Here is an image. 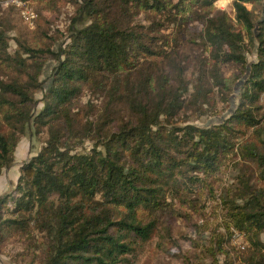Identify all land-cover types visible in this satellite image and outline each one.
<instances>
[{
	"label": "trees",
	"instance_id": "1",
	"mask_svg": "<svg viewBox=\"0 0 264 264\" xmlns=\"http://www.w3.org/2000/svg\"><path fill=\"white\" fill-rule=\"evenodd\" d=\"M23 1L37 2L38 22L15 48L19 9L0 10V176L29 129L47 138L0 197V252L14 264H134L170 233L167 218L213 201L221 221L207 250L223 249L222 225L247 237L246 264H264V1L233 0L234 16L215 0ZM62 4L76 6L66 34L51 17ZM235 92L224 121L191 122ZM231 162L239 173L218 196Z\"/></svg>",
	"mask_w": 264,
	"mask_h": 264
},
{
	"label": "rangeland",
	"instance_id": "2",
	"mask_svg": "<svg viewBox=\"0 0 264 264\" xmlns=\"http://www.w3.org/2000/svg\"><path fill=\"white\" fill-rule=\"evenodd\" d=\"M232 2L233 0H215L214 8L223 10L234 16ZM27 4L30 9L34 10L36 13L38 12L37 2L28 1ZM247 6L250 9L253 8V5L250 3H248ZM75 7L76 6L73 4H62L59 12L51 13V17L57 22L56 25L60 27L64 33L67 32L71 18L76 14ZM263 9L264 6L262 3L254 7V12L258 19H261L264 14ZM11 20L12 24L15 25L8 35L11 37V48H15L17 47L16 37L19 34L21 35L24 33L32 35L36 30V22L38 21H35L34 26H31L20 10L11 14ZM172 31L173 29L170 28L168 32ZM67 36L65 35V37L57 41L54 45V49H57L61 43L68 41L69 39ZM256 58V50L248 53V59L250 62L256 60ZM56 65L57 62L53 59L46 62L43 75L41 76L45 88H48L50 85L52 71ZM234 74V71H229L227 76H232ZM238 88L239 84H237L236 89L238 90ZM36 97L37 99H41L43 97V91H38ZM237 100L238 92H235L231 103L221 107L222 112L219 115H206L199 120H191V122L201 126L222 122L235 109ZM42 107L43 102L38 101L36 108L37 111ZM46 138V132L36 135L33 129H29L22 137L16 149L15 163L9 169L3 170V173L0 176V197L14 188L15 183L18 180L21 164L37 154L43 146ZM86 145L89 146V143H86ZM223 173L224 174L219 178L223 181L218 180L215 186L218 196L221 192V186L219 185H225L228 181L233 182L234 177L239 173V170L235 166V163L231 162ZM214 205L215 203L213 201H208L199 213L193 212L186 207H181L188 216L174 217L172 219L167 218L169 224H171L170 233L168 234L165 230H161V235H155L149 242L138 247L134 264H246L245 259L248 255L247 237L243 234H239L235 238L230 237L226 228L222 225L218 231L225 234L226 241L224 240L223 249L216 251L215 255H212L213 252L211 250H207V246H209V237L210 235L212 236L213 231L221 221L217 220L216 211L213 210ZM197 226H200L202 229L209 228L203 230L202 236L199 237ZM261 238L264 240V234ZM213 241L214 244L217 243L216 238H214ZM14 249L15 247L11 245L7 247V251L10 253ZM0 264L14 263L9 254L0 252Z\"/></svg>",
	"mask_w": 264,
	"mask_h": 264
},
{
	"label": "built area",
	"instance_id": "3",
	"mask_svg": "<svg viewBox=\"0 0 264 264\" xmlns=\"http://www.w3.org/2000/svg\"><path fill=\"white\" fill-rule=\"evenodd\" d=\"M9 7H17L22 15L28 20L31 26H34L37 19V13L30 9L28 4L23 0H0V10L7 9Z\"/></svg>",
	"mask_w": 264,
	"mask_h": 264
}]
</instances>
